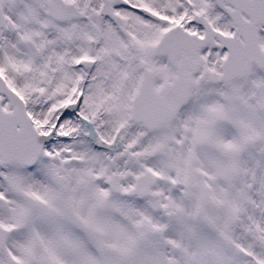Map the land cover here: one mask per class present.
I'll return each instance as SVG.
<instances>
[{
  "label": "snow or ice",
  "instance_id": "obj_1",
  "mask_svg": "<svg viewBox=\"0 0 264 264\" xmlns=\"http://www.w3.org/2000/svg\"><path fill=\"white\" fill-rule=\"evenodd\" d=\"M0 264H264V0H0Z\"/></svg>",
  "mask_w": 264,
  "mask_h": 264
}]
</instances>
